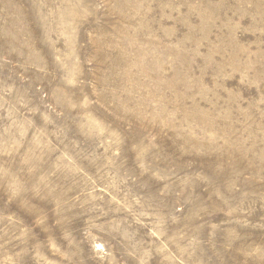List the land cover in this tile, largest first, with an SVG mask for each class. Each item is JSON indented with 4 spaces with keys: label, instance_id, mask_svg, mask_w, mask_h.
<instances>
[{
    "label": "rangeland",
    "instance_id": "obj_1",
    "mask_svg": "<svg viewBox=\"0 0 264 264\" xmlns=\"http://www.w3.org/2000/svg\"><path fill=\"white\" fill-rule=\"evenodd\" d=\"M0 264H264V0H0Z\"/></svg>",
    "mask_w": 264,
    "mask_h": 264
}]
</instances>
